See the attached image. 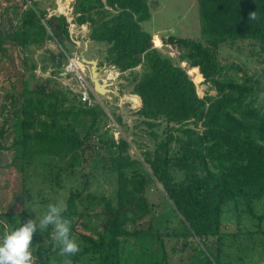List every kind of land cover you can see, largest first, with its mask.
<instances>
[{"label": "trees", "instance_id": "16d2710c", "mask_svg": "<svg viewBox=\"0 0 264 264\" xmlns=\"http://www.w3.org/2000/svg\"><path fill=\"white\" fill-rule=\"evenodd\" d=\"M150 1L74 0L72 6L77 14L74 21L88 26L87 37L104 45L107 65L120 74H132L130 93L156 141L153 149L138 153L147 173L130 176L125 169L135 161L127 154L131 142L125 138L118 143L108 141L109 155L104 164L117 173L115 200L103 197L105 220L101 232L97 238L81 236L84 245L71 257V263L87 253L113 255L119 262L118 251L125 237H158L151 224L146 228L127 227L150 210L145 195L150 178L160 185L184 228L177 233L200 241L208 264H230L220 257L226 234L222 229V207L229 202L237 206L239 199L253 201L264 196V99L249 76L240 80L223 77L225 68L217 52L228 41L253 39L264 53V0H197L204 41L174 35L162 38L164 44L182 48V59L198 67L203 81L211 83L215 94L207 92L203 96H199L187 71L155 47L152 35L143 29L141 23L151 18ZM24 4L22 44L42 48L46 40H52L68 49L70 32L65 15L46 16L34 0H24ZM252 12L258 19L249 20ZM48 63L61 66L60 60ZM137 66H141L140 75L134 74ZM29 68L20 81L21 103L11 112L19 115L20 125V137L13 140V145L21 144L20 158L28 164L36 157L43 160L48 156L70 165L79 163L89 145L87 140L101 128L104 112L97 106H86L77 93L57 87L53 76H36L35 64ZM159 119L177 127L157 139L153 128ZM6 121L7 117L0 127V140L6 132ZM190 121L202 130L189 127ZM3 149L7 147L0 142ZM80 195L71 193L67 198L62 215L68 220L77 212L76 199ZM247 207L252 212V206ZM22 216L8 211L0 214V221L19 227ZM44 234L49 236V228ZM214 241L215 251L209 246ZM57 260L61 264L62 258Z\"/></svg>", "mask_w": 264, "mask_h": 264}, {"label": "rangeland", "instance_id": "374dc122", "mask_svg": "<svg viewBox=\"0 0 264 264\" xmlns=\"http://www.w3.org/2000/svg\"><path fill=\"white\" fill-rule=\"evenodd\" d=\"M34 1L46 12V16L65 15L70 43L79 46L78 49L69 52L70 56L90 60L96 59L98 52L103 51L101 63L104 62L102 45L87 43L89 31L87 24L80 25L74 21L77 15L72 7L74 0ZM26 3L30 4L29 1ZM27 4H24V0H0V127L7 117L6 132L0 140L7 147L0 150V214L8 211L22 213V223L29 219H35L38 223L49 203L63 201L66 204L71 193L79 192L81 195L76 199L77 212L70 221L71 235L76 238L81 251L84 245L82 235L97 238L101 232L105 220L103 197L115 200L117 192V173L107 169L104 164L109 155L108 141L112 139L118 143L121 138H125L131 142L127 154L135 161L125 169L126 174L130 176L147 173V168L140 161L138 153L153 149L156 140L149 134L150 129L138 114V104L134 103L135 100L130 93L132 74L125 73L118 76L121 83L114 88L116 93L100 94L101 103L93 106L84 103L88 107L97 106L104 112L105 117L100 130L87 140L89 145L85 146L79 163L70 165L66 160H59L54 156L45 157L43 160L36 157L30 164L22 161L21 144L13 145V140L20 137L19 115H13L11 112L21 103L20 81L25 71L31 70L29 67L35 64L36 76L43 78L53 76L57 87L77 94L81 91L79 81L73 73L68 75L62 73L68 62L66 55L60 59L59 68L48 63L51 60H46V56L51 52L58 53L64 50L68 54L67 48L52 40H46L42 48L33 44L28 46L22 44L21 19ZM150 9L151 18L143 22L142 27L149 33H155L153 36L159 35L162 39L174 35L204 41L200 30L197 0H151ZM153 45L155 46L154 43ZM158 49L188 73L190 66L182 59L185 53L182 48L162 42ZM217 55L219 63L225 68L223 77L240 80L244 75L249 76L256 90L260 94L264 93L262 76L264 53L253 39H237L221 44ZM26 67L28 68L24 69ZM109 67L99 64L100 78H106ZM86 72V79L92 85L90 64ZM140 73L141 66H137L134 74ZM188 75L193 78L191 74ZM194 83L199 96L207 92L215 94L211 83L204 81ZM11 97H14V102ZM78 97L80 99L79 94ZM80 101L82 102L81 99ZM260 101L259 99L256 103L260 104ZM107 112L116 122L118 133L115 125H109L111 119ZM155 122L157 124L153 130L157 133V139L177 127L176 124L168 123L164 119ZM187 125L197 131L202 130L199 124L191 121L187 122ZM172 132L178 135L177 131ZM148 180L149 186L145 195L150 210L136 217L135 221L127 223V227L146 228L151 224L158 237L155 234L153 237H125L118 251L119 262L113 255L87 253L80 255L79 259L71 264H152L151 262L157 260L158 264H208L203 245L190 235L178 234L184 231V228L170 209L164 191L157 182L150 178ZM237 201H239L237 206L229 202L222 207V229L226 234L222 238L220 257L230 264H264V196L253 201L246 199ZM248 205L252 206V212L247 210ZM159 237L163 244L160 243ZM215 242L209 243L214 251L217 247ZM32 250L36 258L35 264H53V260L55 264H60L57 260L60 257L59 249L52 239L51 226L49 236L39 231L33 234ZM37 251L41 253V257ZM49 259L51 260L48 261Z\"/></svg>", "mask_w": 264, "mask_h": 264}, {"label": "clouds", "instance_id": "9594fccd", "mask_svg": "<svg viewBox=\"0 0 264 264\" xmlns=\"http://www.w3.org/2000/svg\"><path fill=\"white\" fill-rule=\"evenodd\" d=\"M255 12L249 14V20H256ZM264 99V93H261ZM66 209L63 201L49 203L46 211L39 218L29 219L19 227H9L0 221V264H35L33 255V234L52 228V239L58 247V255L62 258L61 264H71V257L80 251V246L75 237L71 235V221L62 213ZM55 264V260H53Z\"/></svg>", "mask_w": 264, "mask_h": 264}, {"label": "built area", "instance_id": "2783aa9c", "mask_svg": "<svg viewBox=\"0 0 264 264\" xmlns=\"http://www.w3.org/2000/svg\"><path fill=\"white\" fill-rule=\"evenodd\" d=\"M76 49L79 48L78 44H76ZM67 57H68V62L66 63V65L64 66V71L66 72V74L68 75L69 73H73L76 78L79 81V85H80V90L79 91V95H80V99L82 100L83 103L87 104L88 106H93L96 103H101V98H100V94L97 93V91H95V89L92 87V85L90 84V82L86 79L87 78V67H88V62L87 60H85L83 57L82 59L78 58V57H73L69 55V51L68 54L67 52H65L64 50L62 51ZM107 66V65H106ZM110 68L112 69V71L114 72L115 76L119 75L120 73H118V70L116 68H114L113 66H110ZM114 77H109V73L106 76L105 79L100 78L102 81H107L109 83V87L111 88L112 84L114 83ZM108 115L109 112H107ZM110 122L109 125H115V130L118 133L119 129L116 126V122L112 120L111 115H110Z\"/></svg>", "mask_w": 264, "mask_h": 264}, {"label": "water", "instance_id": "95a60500", "mask_svg": "<svg viewBox=\"0 0 264 264\" xmlns=\"http://www.w3.org/2000/svg\"><path fill=\"white\" fill-rule=\"evenodd\" d=\"M68 45V51L72 52L73 49L75 50L77 47L76 45L70 43L69 41L66 42ZM62 52H58V53H49V55L46 56V60H60L62 58ZM88 64H90V81L92 83V87L95 89V91H97V93L99 94H107V93H116L115 90H113L112 88H110L108 85L109 83H107V87L105 88L104 92H101L98 88L97 85H102L103 83L99 82V64L97 59H90L87 60ZM106 66V64H104V67ZM62 73L66 74V72L63 70Z\"/></svg>", "mask_w": 264, "mask_h": 264}, {"label": "bare ground", "instance_id": "6f19581e", "mask_svg": "<svg viewBox=\"0 0 264 264\" xmlns=\"http://www.w3.org/2000/svg\"><path fill=\"white\" fill-rule=\"evenodd\" d=\"M69 7V6H68ZM62 10V9H61ZM64 11V10H63ZM68 11V10H67ZM153 43L155 44L156 47H161L162 45V41L159 37H154L153 38ZM188 73L192 75V79L194 82L196 83H200L203 81V76L202 74L200 73L198 67L196 66H193V67H189L188 68ZM115 75L113 73H111V71L109 72V77H114ZM99 82L100 83H103L102 85H97V88L101 91V92H104L105 91V88L107 87V81H102L101 79H99ZM76 84V83H75Z\"/></svg>", "mask_w": 264, "mask_h": 264}, {"label": "crops", "instance_id": "0c3cea01", "mask_svg": "<svg viewBox=\"0 0 264 264\" xmlns=\"http://www.w3.org/2000/svg\"><path fill=\"white\" fill-rule=\"evenodd\" d=\"M145 22V21H144ZM143 24V22L141 23V25ZM151 35H152V37L154 38V37H156L157 35H155V36H153L155 33H150ZM157 37H159L160 39H161V37L158 35ZM161 41H162V39H161ZM88 42H90V44L92 43V44H98V43H96V42H94V41H91L89 38H88V41H87V43ZM99 45V44H98ZM102 45V44H101ZM102 47H103V50H104V45H102ZM99 54H97L96 56H95V58L97 59V61H98V64H100V65H104V64H106L107 65V63L104 61L103 63H101V55L103 54V51L100 53V52H98ZM87 59H89V58H87ZM103 61V60H102ZM108 71L110 72L111 71V73H114L113 71H112V69L109 67L108 68ZM108 72V73H109ZM107 73V74H108ZM118 73H120L119 71H118ZM115 75V74H114ZM119 75H121V74H119ZM118 75V76H119ZM118 76L116 75L115 76V78H114V80H113V84H112V86H111V88L113 89V90H116V89H114L117 85H119L120 83H121V80L120 79H118Z\"/></svg>", "mask_w": 264, "mask_h": 264}]
</instances>
